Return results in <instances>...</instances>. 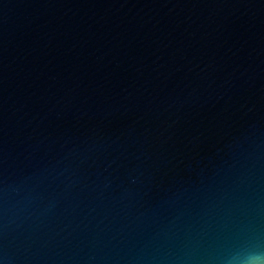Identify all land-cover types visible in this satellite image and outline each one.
Instances as JSON below:
<instances>
[{"label":"water","instance_id":"95a60500","mask_svg":"<svg viewBox=\"0 0 264 264\" xmlns=\"http://www.w3.org/2000/svg\"><path fill=\"white\" fill-rule=\"evenodd\" d=\"M264 261V0H0V264Z\"/></svg>","mask_w":264,"mask_h":264},{"label":"clouds","instance_id":"9594fccd","mask_svg":"<svg viewBox=\"0 0 264 264\" xmlns=\"http://www.w3.org/2000/svg\"><path fill=\"white\" fill-rule=\"evenodd\" d=\"M248 264H264V261H260V262H258V261L254 260V259H250V260L248 261Z\"/></svg>","mask_w":264,"mask_h":264}]
</instances>
